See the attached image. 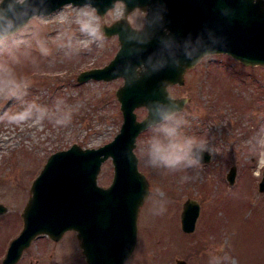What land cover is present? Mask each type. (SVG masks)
<instances>
[{"label": "rangeland", "instance_id": "1", "mask_svg": "<svg viewBox=\"0 0 264 264\" xmlns=\"http://www.w3.org/2000/svg\"><path fill=\"white\" fill-rule=\"evenodd\" d=\"M83 5L64 3L52 11L47 24L39 29L47 41L50 55H42L33 43L18 53L15 72L30 83L28 100L53 110L58 100L72 111L71 123L57 127L45 120L12 125L0 121V202L7 210L0 214V264L8 244L18 234L21 210L30 194V186L47 156L76 142L83 147H98L111 140L122 123L120 103L115 89L119 77L77 81L80 71L105 65L119 47L117 36L106 35L103 49L91 51L80 45L81 53L68 59L57 48L62 26L55 18L57 10L73 14ZM117 5L101 16V24H110L121 15ZM143 14H128L135 27L144 23ZM73 27V31H74ZM174 96H186L183 106L187 135L208 139L210 159L197 169L169 171L146 166L145 145L152 134L147 128L136 139L134 151L138 169L146 175L149 192L159 188L165 211L154 212L147 195L137 217L136 245L124 264H264V191L258 188L264 169V157L251 144L252 137L264 129V65H248L228 53H216L190 67L182 85H169ZM21 105L0 101V113L15 112ZM138 118L146 107L135 108ZM263 160V161H262ZM236 166L234 182L226 173ZM111 159H106L98 174V183L107 185L113 175ZM190 177L185 180L184 177ZM148 192V193H149ZM195 199L199 213L195 228H181L183 202ZM12 264H87L76 233L69 230L58 240L37 236Z\"/></svg>", "mask_w": 264, "mask_h": 264}, {"label": "water", "instance_id": "2", "mask_svg": "<svg viewBox=\"0 0 264 264\" xmlns=\"http://www.w3.org/2000/svg\"><path fill=\"white\" fill-rule=\"evenodd\" d=\"M116 1L91 0V3L103 16ZM67 2L82 5L86 0H51L50 9L53 11ZM123 2L129 13L136 7L147 10L144 31L139 32L140 27H134L128 15L110 24L102 23L106 35H117L119 47L105 65L80 71L77 81L124 76L129 64H144L151 70V65L146 63L149 56L153 63L158 58H167L169 66L142 77L131 86L122 81L115 89L123 121L111 140L98 147H83L74 142L47 156L31 183L29 197L21 211L22 227L10 240L3 264L18 260L38 235L58 240L69 230L75 231L87 264H124L136 245L138 212L149 192L148 179L138 169V157L134 152L136 137L146 128L148 113L137 119L135 108L163 99L162 81H167L168 86L184 83L186 70L194 66L186 61V53L193 57L205 52L228 53L244 64L264 65V0L255 3L252 0ZM162 8L167 11L159 21L156 13ZM149 38L146 44L137 43L139 39ZM162 40L165 47L161 46ZM174 59L181 62V68L171 67ZM114 69L119 70L118 76L113 75ZM166 93L182 108L188 99L172 95L168 87ZM109 156L113 176L108 185H100L98 174ZM209 158L210 154L205 152L203 161ZM235 175L236 166L232 165L226 173L229 183L234 182ZM258 188L264 191V169ZM6 210L7 206L0 202V214ZM198 213V202L187 198L181 211V227L185 232L194 230ZM175 264L188 263L177 259Z\"/></svg>", "mask_w": 264, "mask_h": 264}, {"label": "clouds", "instance_id": "3", "mask_svg": "<svg viewBox=\"0 0 264 264\" xmlns=\"http://www.w3.org/2000/svg\"><path fill=\"white\" fill-rule=\"evenodd\" d=\"M51 0H0V101L7 103L13 101L21 107L15 112L0 113V121H6L12 125H23L31 122L34 125H42L45 120L52 122L57 127H66L71 123L72 111L65 110L63 101L58 100L53 110L27 99L30 83L27 80L17 77L14 65L20 63L18 53L22 47L31 48L34 43L42 55H50L47 41L40 38L39 29L47 24L52 15L50 9ZM256 0H252L255 3ZM166 8L156 13L159 21L163 20V12ZM143 21H147L148 12L143 10ZM127 8L123 0L117 9V14L127 16ZM55 18L62 26L57 36V48L63 50L68 59H73L81 53L80 45L85 50L91 51L93 45L97 49H103L107 36L101 24V16L98 10L93 7L91 0L69 14L63 10L55 12ZM74 27V31H73ZM143 25L139 32H143ZM131 40V37H129ZM149 39H139L137 43L146 44ZM161 46L165 47L163 40ZM166 51L170 49L165 48ZM216 53L205 52L203 55L193 57L186 53V61L192 65L206 59H211ZM151 65L148 70L144 64L132 66L127 65L124 69V76H118L119 70L114 69L113 75L118 76L125 84L131 86L142 77L151 76L168 67L167 58H158L153 63L149 56L146 61ZM172 68H181L182 64L174 59ZM127 77V79H125ZM164 90V98L153 100L146 105L147 118L146 128L151 131L150 137L145 145L146 166L158 170L169 171L197 169L203 166V154L208 151V139H200L187 135L184 129L188 121L182 107L170 95H167V81L161 82ZM187 103V101H185ZM254 149L258 150L264 157V129H260L251 139ZM185 180L190 177L185 176ZM146 195H151L154 212L157 214L165 211L163 196L164 193L156 188ZM211 264V261H210Z\"/></svg>", "mask_w": 264, "mask_h": 264}, {"label": "flooded vegetation", "instance_id": "4", "mask_svg": "<svg viewBox=\"0 0 264 264\" xmlns=\"http://www.w3.org/2000/svg\"><path fill=\"white\" fill-rule=\"evenodd\" d=\"M136 11H140L139 9H136ZM143 15H144V12H142V11H140ZM173 85H175V84H173ZM176 85H178V84H176Z\"/></svg>", "mask_w": 264, "mask_h": 264}, {"label": "bare ground", "instance_id": "5", "mask_svg": "<svg viewBox=\"0 0 264 264\" xmlns=\"http://www.w3.org/2000/svg\"><path fill=\"white\" fill-rule=\"evenodd\" d=\"M140 10H142V9H140ZM263 161V160H262Z\"/></svg>", "mask_w": 264, "mask_h": 264}]
</instances>
